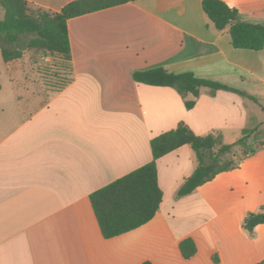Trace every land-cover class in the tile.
<instances>
[{
    "label": "crops",
    "instance_id": "crops-1",
    "mask_svg": "<svg viewBox=\"0 0 264 264\" xmlns=\"http://www.w3.org/2000/svg\"><path fill=\"white\" fill-rule=\"evenodd\" d=\"M29 1L60 11L72 0ZM224 1L242 20L264 23V0ZM68 30L71 81L47 93L35 91L33 82L0 106V264L264 259V223L253 232L243 225L248 213L264 211V145L182 197L177 191L198 164L191 145L158 158V213L115 237L103 236L90 200L150 162L151 140L181 121L198 135L220 133L229 144L244 128L258 127L264 138V47L236 48L202 0L130 1L70 18ZM155 67L192 72L245 94L204 87L198 97H184L174 87L134 80L135 71ZM186 237L197 245L190 258L179 245Z\"/></svg>",
    "mask_w": 264,
    "mask_h": 264
},
{
    "label": "trees",
    "instance_id": "trees-1",
    "mask_svg": "<svg viewBox=\"0 0 264 264\" xmlns=\"http://www.w3.org/2000/svg\"><path fill=\"white\" fill-rule=\"evenodd\" d=\"M130 1L135 0H72L60 11H52L35 7L29 0H0L5 13L4 18L0 19V49L4 61L18 59L28 49L58 55L69 70V78L62 84V88L71 81L73 72L68 20ZM202 7L218 30L228 29L236 48L259 51L264 47V23L242 20L239 10L224 0H202ZM133 78L149 85L174 87L184 97L188 93L198 97L204 87L213 92L226 89L245 94L216 80L197 77L192 72L173 73L165 67L137 70L133 73ZM194 104L195 100H186L188 108H192ZM184 144L191 145L198 164L178 189L177 197L190 194L219 173L238 167L239 162L226 158L236 148L242 151L240 161L262 147L264 140L258 127L244 128L242 136L229 144L223 141L220 133L196 134L184 121L179 122L176 128L155 136L151 140L153 159L150 162L90 194L104 237L111 238L134 230L156 216L163 200V191L158 181L157 159ZM262 223L264 211L250 212L243 225L253 232ZM179 245L186 258L197 252V245L192 237L184 238ZM212 256L215 262L220 261L218 252H213ZM141 264L153 263L147 260ZM252 264H264V259Z\"/></svg>",
    "mask_w": 264,
    "mask_h": 264
},
{
    "label": "rangeland",
    "instance_id": "rangeland-1",
    "mask_svg": "<svg viewBox=\"0 0 264 264\" xmlns=\"http://www.w3.org/2000/svg\"><path fill=\"white\" fill-rule=\"evenodd\" d=\"M4 15V9L0 6V19H3ZM68 78V66L58 55L28 49L20 58L5 62L0 50V106L6 103L12 94L32 88L33 82L38 83L34 85L35 91L47 93L57 91ZM234 153L237 157H234ZM241 157L240 148L226 156L235 161Z\"/></svg>",
    "mask_w": 264,
    "mask_h": 264
}]
</instances>
